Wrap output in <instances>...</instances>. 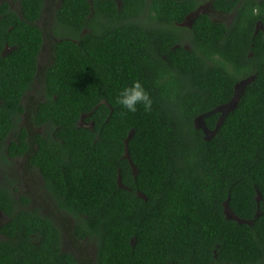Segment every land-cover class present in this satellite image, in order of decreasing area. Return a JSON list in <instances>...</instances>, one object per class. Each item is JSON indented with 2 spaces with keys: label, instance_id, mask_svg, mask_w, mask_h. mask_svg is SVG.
Returning <instances> with one entry per match:
<instances>
[{
  "label": "trees",
  "instance_id": "16d2710c",
  "mask_svg": "<svg viewBox=\"0 0 264 264\" xmlns=\"http://www.w3.org/2000/svg\"><path fill=\"white\" fill-rule=\"evenodd\" d=\"M13 1L19 15L0 4V143L14 133L11 158L27 149L18 124L44 4ZM207 1L233 13L231 23L200 14L179 27L196 0H61L53 16L58 41L32 117L44 131L30 161L72 217L74 239L94 242V264H264V2ZM248 78L218 126V112L203 118L215 131L204 140L194 120L229 103ZM132 80L151 111L115 102ZM224 205L243 223L227 219ZM0 212V264H80L62 252L50 218L16 210L2 187Z\"/></svg>",
  "mask_w": 264,
  "mask_h": 264
},
{
  "label": "rangeland",
  "instance_id": "374dc122",
  "mask_svg": "<svg viewBox=\"0 0 264 264\" xmlns=\"http://www.w3.org/2000/svg\"><path fill=\"white\" fill-rule=\"evenodd\" d=\"M3 0H0V2ZM4 1H9L12 7L17 8L16 2L12 3L11 0H4ZM45 5H44V13L41 15L39 21L37 22V27L39 30H41L43 34V42H44V47L42 51L40 52V55L38 57V67L41 69H45L46 66H48L52 61L53 57L51 56V50L53 45L57 42V39H53L50 36V25H51V13L53 8L56 6L58 3V0H45ZM202 6L198 9V14H203L207 15V17L217 23H223V24H230L231 23V17H233V14L231 15H223L216 13L213 11L211 3L209 1H202L201 0ZM231 18V19H230ZM260 26V25H259ZM258 26V27H259ZM35 78V82L33 83V86L31 87V90L26 93L22 100V107L26 111L25 114L21 116V119L19 121L18 125L25 126L27 125L29 127V123H32V117L34 114V108L37 106V103L40 101L41 96H42V80H41V75L42 72L40 71ZM43 76V75H42ZM247 82V79L244 80ZM251 81L250 78H248V82ZM243 82V81H242ZM241 83L238 85L240 86ZM237 85V86H238ZM238 88V87H237ZM237 92V91H236ZM3 147L0 145V185L3 184L5 181L8 183L4 184H9V185H17L19 184V175L16 174L15 168L12 165H7L4 159V152H3ZM33 179L34 183H38L37 186H29V189L27 187L23 188V191L25 192V195L28 197V199L32 202V205H29V209H38L40 210L42 215L47 216L50 218V215L45 211L46 206L49 205V207H55L54 202L51 200L49 195L46 192L42 191L41 186L39 185L40 180H37V175L35 174L36 171L33 172ZM135 173V172H134ZM25 183L28 182V179L24 181ZM41 184V183H40ZM37 189V190H36ZM22 189L18 190L14 195L15 197H26L23 195ZM55 211L59 214L57 215H62L63 217L66 218V214L58 211L55 209ZM56 214V213H55ZM59 217L58 219H63V217ZM72 218V217H71ZM69 220L68 223L65 224V227L68 226L70 227L72 225V220ZM228 218V217H227ZM65 220V219H64ZM5 220L2 219L0 216V224H2ZM55 224L59 227H62L58 221L55 222ZM73 246H72V245ZM68 246V248L66 247ZM62 252L72 254L76 261L80 264H94V242L92 240H84L82 242H79L74 239L72 235H70V232L68 231L66 234L63 233V244H62ZM73 251V253H72Z\"/></svg>",
  "mask_w": 264,
  "mask_h": 264
},
{
  "label": "flooded vegetation",
  "instance_id": "af4514ba",
  "mask_svg": "<svg viewBox=\"0 0 264 264\" xmlns=\"http://www.w3.org/2000/svg\"><path fill=\"white\" fill-rule=\"evenodd\" d=\"M90 1L91 0H88V2L90 3ZM181 1V0H180ZM197 1V8L193 11V12H195V11H197L201 6H202V4H201V0H196ZM202 1H206V0H202ZM11 2L12 3H14V1L13 0H11ZM45 0H44V4H43V8H42V11H41V15L44 13V11H45V7H44V5H45ZM2 3H7V5H8V8H9V10H12L13 12H15V13H17L18 15L20 14V11H19V5H18V2H16V4H17V8L15 7H12L11 6V4L9 3V1H1L0 2V4H2ZM60 4H61V0H58V3L56 4V6L53 8V10H52V13H51V19H53V16H54V14H55V12H56V10L59 8V6H60ZM193 12H191V13H193ZM216 13H219L220 14V12H216ZM222 14V13H221ZM232 15L233 13H229V14H223V15ZM203 15V14H202ZM207 16V15H206ZM41 17V16H40ZM231 18H233V17H231ZM230 18V19H231ZM185 20V19H184ZM183 20V22L181 23V24H178V26L179 27H183V28H185V29H190V27H191V24H192V22L190 23V25L189 26H187V25H183L184 23H185V21ZM232 20V19H231ZM39 21V19L34 23V25L37 27V22ZM51 25H52V21H51ZM50 25V26H51ZM226 25V24H225ZM229 25V24H228ZM38 28V27H37ZM39 29V28H38ZM40 32H41V30H40ZM41 36H42V42H43V34H42V32H41ZM50 36L53 38V39H55L53 36H52V34L50 33ZM56 41H58V40H56ZM43 47H44V42H43V44H42V46H41V49H40V52L42 51V49H43ZM40 52H39V54H38V56H37V67H36V75H35V78H36V76H38L37 74L41 71L42 72V75H43V73H44V71H45V69L52 63H50L48 66H46V68L43 70L42 68L40 69L39 67H38V57H39V55H40ZM8 53V49L7 50H4V54L3 55H5V54H7ZM51 56L53 57V47H52V50H51ZM40 76L41 77V80H42V96H41V99H40V101L37 103V105L40 103V102H42L43 101V98H44V96H43V76ZM35 78H34V82H35ZM33 86V85H32ZM26 95V94H25ZM24 95V96H25ZM24 96H23V98H24ZM23 100V99H22ZM21 103H22V101H21ZM36 108V107H35ZM35 108H34V111H35ZM25 110H24V113L23 114H25ZM22 114V115H23ZM18 127H21V128H23L24 130H25V134H26V142H27V149H26V151L21 155V156H19V157H15V158H11V157H8L7 155H6V152H5V150H6V146L10 143V140H12V139H14V133L11 131V132H9V134L6 136V138H5V140L4 141H2L1 143H0V145H2V146H4L3 147V152H4V159H5V162H6V164L7 165H12L14 168H15V172H16V174H18L19 175V184H17V185H15V184H13V185H9V184H4L5 182L6 183H8L7 181H5L3 184H1L0 185V187H2V188H5L9 193H10V195H11V197H12V199L15 201V209L16 210H21V209H24L25 211H29V212H36L38 215H40V216H42V217H46V218H49V217H47V216H44V215H42V213H41V211L39 210L38 211V209H36V208H34V209H29L28 208V206L29 205H32V202L28 199V197L25 195V192L23 191V188H25V187H27L28 189H29V186H37V184L38 183H34V179H33V172L34 171H36V175H37V180H40V183H39V185L41 186V188H42V191L43 192H46L48 195H49V197L51 198V200L54 202V205H55V207H49V205H47L45 208H46V212L50 215V219L54 222V224H55V222L56 221H58V223L62 226V227H59V225H58V228H59V230L61 231V250H62V244H63V233H67L68 231L70 232V235H72L73 236V234H72V230H73V223H74V221H73V219L71 218V216H69L68 214H66L64 211H62V210H59V208H58V205L56 204V202H55V200L52 198V196L48 193V191H47V189L45 188V185H44V181H43V179H42V177H41V175H40V173H39V171L31 164V161H30V156L33 154V152H34V150H35V145H34V136L35 135H38V134H42L43 133V131H44V129H43V127H35L32 123H29V127L27 126V125H25L24 127L23 126H21V125H18ZM26 179H28V182L27 183H25L24 181L26 180ZM20 189H22L21 191H22V193H23V195L24 196H26V197H15V193L18 191V190H20ZM37 190V189H36ZM22 200H25L27 203H23L22 202ZM55 209L56 210H58V211H60V212H62L63 214L65 213L66 215V218L65 217H63L61 214L60 215H57V214H59V213H57L56 211H55ZM56 213V214H55ZM0 216L2 217V219L3 220H5L2 224H0V227H1V225H3L6 221H7V217L4 215V214H2L1 212H0ZM57 216H62L63 217V219H58L59 217H57ZM70 218H71V220H72V225L69 227L68 226V224H67V226L65 227V224L66 223H68L69 222V220H70ZM65 219V220H64ZM1 223V222H0ZM56 225V224H55ZM57 226V225H56ZM4 240V238H3V236L2 235H0V241H3ZM87 240V239H86ZM72 245V244H71ZM73 246V245H72ZM67 248H68V246H66ZM72 253H73V251H72ZM72 255V254H71ZM75 258V257H74Z\"/></svg>",
  "mask_w": 264,
  "mask_h": 264
},
{
  "label": "clouds",
  "instance_id": "9594fccd",
  "mask_svg": "<svg viewBox=\"0 0 264 264\" xmlns=\"http://www.w3.org/2000/svg\"><path fill=\"white\" fill-rule=\"evenodd\" d=\"M250 14L258 16L260 9L254 7L251 9ZM115 102L127 113H135L138 106H142L145 112H149L152 109V99L139 80H132L130 84L123 86L116 96Z\"/></svg>",
  "mask_w": 264,
  "mask_h": 264
},
{
  "label": "water",
  "instance_id": "95a60500",
  "mask_svg": "<svg viewBox=\"0 0 264 264\" xmlns=\"http://www.w3.org/2000/svg\"><path fill=\"white\" fill-rule=\"evenodd\" d=\"M198 10L193 12V13H190L186 18H185V23L183 25H187L189 26L190 23L198 16ZM256 25V29H255V33L257 32L258 29H261V26ZM251 81L253 80L252 78H250ZM250 82V81H249ZM248 82V79H247V82L243 81L241 82L240 86L236 85L235 88H234V96L232 97L231 101L229 103H227L226 105L224 106H220L218 108H216L215 110H213L212 112L210 113H207V114H204L200 117H197L195 120H194V126L196 129H199L202 131L203 135H204V140H208L209 138H211L215 131H209L205 126H204V123H203V118L206 117L207 115H210L212 113H215V112H218L220 114V117L218 119V122H217V126L221 123L223 117L229 112L231 111L234 106L236 105L237 103V100L239 99V97L242 95V92H243V89H244V86L249 83ZM238 87V88H237ZM237 91V92H236ZM126 158H128L127 155H125ZM134 170V169H132ZM119 184V183H118ZM120 186V185H119ZM141 196V195H140ZM224 215L227 219H233L239 223H243L242 221L238 220L227 208V205H224ZM247 224H250V222H247Z\"/></svg>",
  "mask_w": 264,
  "mask_h": 264
}]
</instances>
